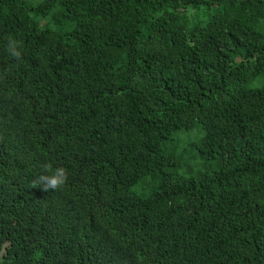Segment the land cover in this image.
<instances>
[{
	"label": "trees",
	"instance_id": "16d2710c",
	"mask_svg": "<svg viewBox=\"0 0 264 264\" xmlns=\"http://www.w3.org/2000/svg\"><path fill=\"white\" fill-rule=\"evenodd\" d=\"M0 264H264V0H0Z\"/></svg>",
	"mask_w": 264,
	"mask_h": 264
},
{
	"label": "rangeland",
	"instance_id": "374dc122",
	"mask_svg": "<svg viewBox=\"0 0 264 264\" xmlns=\"http://www.w3.org/2000/svg\"><path fill=\"white\" fill-rule=\"evenodd\" d=\"M37 1L39 0H30V2ZM200 136L199 129H195L193 132H179L175 135L173 141L169 142V151L175 153V162L179 165L176 170L183 176L187 177L196 171V151L191 144L198 141Z\"/></svg>",
	"mask_w": 264,
	"mask_h": 264
},
{
	"label": "clouds",
	"instance_id": "9594fccd",
	"mask_svg": "<svg viewBox=\"0 0 264 264\" xmlns=\"http://www.w3.org/2000/svg\"><path fill=\"white\" fill-rule=\"evenodd\" d=\"M22 41L9 37L7 43L8 54L19 61L22 57ZM43 173L33 182V186H42L44 191L49 189L58 190L61 189L69 179L68 169L64 167L54 168L51 163H45L43 166Z\"/></svg>",
	"mask_w": 264,
	"mask_h": 264
}]
</instances>
